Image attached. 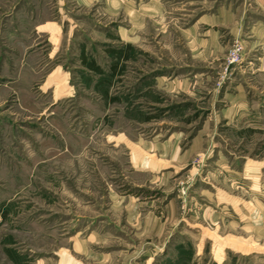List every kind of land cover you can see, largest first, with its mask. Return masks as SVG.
<instances>
[{"label":"rangeland","instance_id":"rangeland-1","mask_svg":"<svg viewBox=\"0 0 264 264\" xmlns=\"http://www.w3.org/2000/svg\"><path fill=\"white\" fill-rule=\"evenodd\" d=\"M0 264H264V0H0Z\"/></svg>","mask_w":264,"mask_h":264},{"label":"trees","instance_id":"trees-1","mask_svg":"<svg viewBox=\"0 0 264 264\" xmlns=\"http://www.w3.org/2000/svg\"><path fill=\"white\" fill-rule=\"evenodd\" d=\"M90 64H91L90 66H91L93 69H94V68H95V69H98V67L95 66L94 64H92V63H90Z\"/></svg>","mask_w":264,"mask_h":264}]
</instances>
